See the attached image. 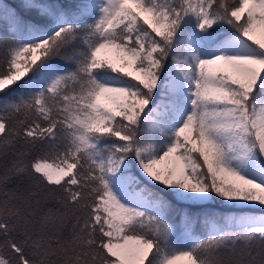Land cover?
I'll return each mask as SVG.
<instances>
[{
  "label": "snow or ice",
  "instance_id": "6c2138e0",
  "mask_svg": "<svg viewBox=\"0 0 264 264\" xmlns=\"http://www.w3.org/2000/svg\"><path fill=\"white\" fill-rule=\"evenodd\" d=\"M258 29L264 0H0V264H264Z\"/></svg>",
  "mask_w": 264,
  "mask_h": 264
},
{
  "label": "rangeland",
  "instance_id": "374dc122",
  "mask_svg": "<svg viewBox=\"0 0 264 264\" xmlns=\"http://www.w3.org/2000/svg\"><path fill=\"white\" fill-rule=\"evenodd\" d=\"M256 38L257 39H261V40H264V29H258L257 32H256ZM111 57L113 59H117V55L115 52H112L110 53ZM117 62L119 63L118 59H117ZM161 167H164V165H161ZM230 179H233V178H230ZM177 264H187L186 261H178Z\"/></svg>",
  "mask_w": 264,
  "mask_h": 264
}]
</instances>
